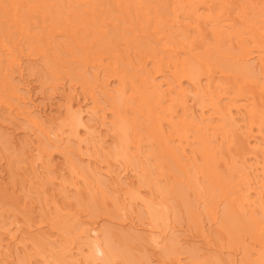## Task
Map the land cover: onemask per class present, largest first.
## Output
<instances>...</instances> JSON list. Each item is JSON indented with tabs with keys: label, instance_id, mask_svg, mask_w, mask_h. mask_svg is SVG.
I'll return each mask as SVG.
<instances>
[{
	"label": "bare ground",
	"instance_id": "1",
	"mask_svg": "<svg viewBox=\"0 0 264 264\" xmlns=\"http://www.w3.org/2000/svg\"><path fill=\"white\" fill-rule=\"evenodd\" d=\"M0 264H264V0H0Z\"/></svg>",
	"mask_w": 264,
	"mask_h": 264
},
{
	"label": "rangeland",
	"instance_id": "2",
	"mask_svg": "<svg viewBox=\"0 0 264 264\" xmlns=\"http://www.w3.org/2000/svg\"><path fill=\"white\" fill-rule=\"evenodd\" d=\"M39 90H40V89H38V92H39L38 94L40 95V94H41V91H39ZM63 161H64V159H62V157H60L58 163L61 164Z\"/></svg>",
	"mask_w": 264,
	"mask_h": 264
}]
</instances>
